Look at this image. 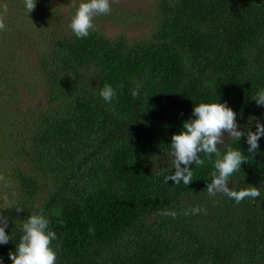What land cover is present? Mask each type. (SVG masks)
I'll list each match as a JSON object with an SVG mask.
<instances>
[{
  "label": "trees",
  "instance_id": "1",
  "mask_svg": "<svg viewBox=\"0 0 264 264\" xmlns=\"http://www.w3.org/2000/svg\"><path fill=\"white\" fill-rule=\"evenodd\" d=\"M71 2L67 15L52 0L28 14L24 0H0L6 24L34 25L39 41L36 77L23 83L10 76L18 61L6 68L1 58L31 38L14 29V43L0 31V213L12 237L0 244L3 264L34 212L56 232L57 264H264V137L253 155L246 135L218 146L220 158L229 147L243 152L229 186H256L255 200L208 195L215 154L201 153L188 185L165 179L175 171L171 137L195 105L226 102L245 133L264 123L253 99L264 90V0H155L143 17L100 15L148 19L147 36L109 37L94 22L83 39L70 27L82 0ZM105 84L117 92L111 103L100 96ZM24 89L43 100L24 106ZM193 207L207 212L184 215Z\"/></svg>",
  "mask_w": 264,
  "mask_h": 264
},
{
  "label": "clouds",
  "instance_id": "2",
  "mask_svg": "<svg viewBox=\"0 0 264 264\" xmlns=\"http://www.w3.org/2000/svg\"><path fill=\"white\" fill-rule=\"evenodd\" d=\"M113 0H82L76 7V12L71 19L70 27L78 38H86L90 31H96L94 18L99 15H108L111 12ZM27 13H31L36 8V0H24ZM8 13L7 5L0 11V31L7 29L6 17ZM122 87V86H121ZM131 95L136 98L139 95V85L132 89ZM100 96L111 103L117 92L110 84H105L100 91ZM257 106H264V90L259 91L253 98ZM193 117L183 122L180 132L171 137V149L168 152L167 165L175 171L167 176L166 181H173L175 184L183 182L188 185L193 180L191 166L204 165L201 153L211 156L215 154L217 159L214 163L215 170L211 173V182L207 185L208 195L215 197L223 194L233 199L237 204L245 199L255 200L261 196L260 190L256 186L234 190L229 186V178L241 169L242 163H247L243 152L239 149L229 147L226 154L220 158L219 145L225 143V134L231 140L240 141L246 135L248 144L247 152L255 154L259 150V141L264 137V123L256 121L255 131L248 130L245 133L237 123L236 112L227 105L226 102L200 103L193 108ZM17 213L22 212V208L15 209ZM207 212L206 209L193 207L185 210L184 215H198ZM59 213H57L58 215ZM173 218L176 212L166 213ZM50 220L40 213H32L23 223V235L19 243L16 244L15 252H9L12 264H57V251L53 248L52 242L57 239L55 231L49 227ZM8 227V217L0 213V244H7L12 237L6 233ZM90 231H93L90 229ZM0 264L3 259L0 257Z\"/></svg>",
  "mask_w": 264,
  "mask_h": 264
},
{
  "label": "rangeland",
  "instance_id": "3",
  "mask_svg": "<svg viewBox=\"0 0 264 264\" xmlns=\"http://www.w3.org/2000/svg\"><path fill=\"white\" fill-rule=\"evenodd\" d=\"M61 5L63 8V12H66V15L71 12L72 2L64 5V0H52V2ZM155 0H113L111 3V11L112 14L116 13L120 17L125 16L126 14L136 13L137 16L143 17L145 13L149 10V8L154 4ZM114 7V10H113ZM121 19V18H120ZM8 21L6 20V23ZM94 22L98 24L99 28L109 37H114L119 34L126 35L129 38H143L147 36V32L151 29L152 23L151 21L143 20V18H131L128 19L125 23H115L111 19H106L103 16H97L94 18ZM14 25H7L8 32L11 33L10 38L17 42L14 29L18 32L26 35L27 40L31 38L30 41L23 40L22 44L25 46L22 50L17 48V52L13 55L12 59L7 57L5 54L2 56V61L4 62L5 67H9L11 63H14L13 58L17 60L18 64L14 68V71L10 74L11 77L21 76L24 82H33V79L36 77V62L39 60L37 56V52L35 50V46L31 43L39 42L34 37L37 33L33 31V27L26 25L22 22H16ZM29 27V28H28ZM6 29V30H7ZM3 38L0 39V43L3 44ZM11 40V42H12ZM22 83V84H23ZM41 87V84H37V88ZM40 90L34 89L32 91H28L26 89L20 92L21 104L26 105H34L43 100V92H39ZM239 127L243 126V122L241 120H237ZM230 138L225 134V142H227Z\"/></svg>",
  "mask_w": 264,
  "mask_h": 264
}]
</instances>
